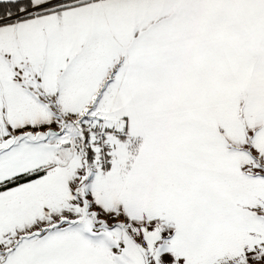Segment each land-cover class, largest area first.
Listing matches in <instances>:
<instances>
[{"label": "snow or ice", "instance_id": "obj_1", "mask_svg": "<svg viewBox=\"0 0 264 264\" xmlns=\"http://www.w3.org/2000/svg\"><path fill=\"white\" fill-rule=\"evenodd\" d=\"M0 264H264V0H0Z\"/></svg>", "mask_w": 264, "mask_h": 264}]
</instances>
